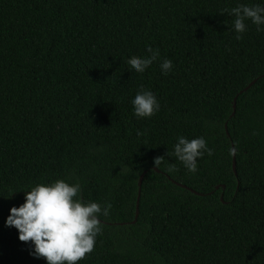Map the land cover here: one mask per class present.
<instances>
[{
  "label": "trees",
  "instance_id": "16d2710c",
  "mask_svg": "<svg viewBox=\"0 0 264 264\" xmlns=\"http://www.w3.org/2000/svg\"><path fill=\"white\" fill-rule=\"evenodd\" d=\"M238 4L264 0H0V264H47L5 221L57 179L112 205L78 264H264V31L249 20L236 39ZM147 46L158 61L129 69ZM141 87L150 118L133 113ZM178 136L213 149L194 173Z\"/></svg>",
  "mask_w": 264,
  "mask_h": 264
},
{
  "label": "clouds",
  "instance_id": "9594fccd",
  "mask_svg": "<svg viewBox=\"0 0 264 264\" xmlns=\"http://www.w3.org/2000/svg\"><path fill=\"white\" fill-rule=\"evenodd\" d=\"M234 17L231 30L236 39L242 38L247 29L246 21L257 26V31H264V4H238L227 10ZM147 55L132 56L127 60L129 69L143 73L160 58L159 49L146 47ZM162 74L167 75L173 69L170 59L159 63ZM133 113L138 118H150L160 111L161 104L156 95L141 87L131 99ZM137 135H140L139 131ZM235 149L230 148L229 154ZM205 153L213 155L203 136L188 139L178 136L173 146V155L191 173L197 171V159ZM162 157L155 159L158 167ZM171 170V169H170ZM81 184L79 180L57 179L51 183H38L25 192V202L13 206L6 218L5 225L15 227L19 240L31 242L32 255L45 258L47 264H78L90 255L102 233L100 217H107L111 203L82 201L79 198Z\"/></svg>",
  "mask_w": 264,
  "mask_h": 264
},
{
  "label": "water",
  "instance_id": "95a60500",
  "mask_svg": "<svg viewBox=\"0 0 264 264\" xmlns=\"http://www.w3.org/2000/svg\"><path fill=\"white\" fill-rule=\"evenodd\" d=\"M258 81V79H256V80H254L251 84H249V86H247L243 91H241L240 92V94H243L244 92H247L250 88H252L255 84H256V82ZM239 94V95H240ZM238 95V96H239ZM238 96L235 98V100H234V106H233V108H234V112H233V115L232 116H234L235 115V112H236V104H237V98H238ZM226 129H227V125H226ZM233 170H234V172H235V174L237 173V170H236V156H235V152H234V154H233ZM156 170V169H155ZM145 174H146V172H144L142 175H141V177H140V180H139V194H138V203H137V213H136V217H135V220L133 221V223H136L137 222V219H138V215H139V200H140V196H141V189H142V184H143V180H144V177H145ZM176 183V182H175ZM178 186H180V187H182V188H185V189H188V190H190V191H192L193 193H195V194H197V195H200L199 193H197V192H195V191H193V190H191V189H189V188H187L186 186H183V185H181V184H179V183H176ZM217 189H219V187L217 188ZM222 201H223V199H222Z\"/></svg>",
  "mask_w": 264,
  "mask_h": 264
}]
</instances>
